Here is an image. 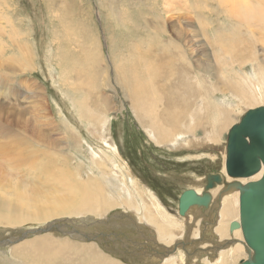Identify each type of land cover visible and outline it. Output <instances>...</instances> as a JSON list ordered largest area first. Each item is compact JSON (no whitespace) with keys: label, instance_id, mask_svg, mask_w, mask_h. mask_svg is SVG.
<instances>
[{"label":"rangeland","instance_id":"rangeland-1","mask_svg":"<svg viewBox=\"0 0 264 264\" xmlns=\"http://www.w3.org/2000/svg\"><path fill=\"white\" fill-rule=\"evenodd\" d=\"M255 2L248 0L251 5ZM225 13L216 0H0V179L5 177L0 180V204L11 201L14 189L26 191L30 187L38 195V188L64 194V198L74 193L77 201L87 188L95 201L107 197L115 205L101 215L74 213L15 226L0 224V240H4L18 237L29 225L64 218L93 217L107 223H97L89 229L95 230L93 236L80 239L48 233L0 247V264H73L82 258L99 264H109L110 260L112 264L115 260L118 264H162L160 254L136 253L142 242L153 252L167 250L159 244L157 224L152 227L142 220L143 206H149L154 198L167 215L165 224L176 230L175 239L166 235L168 247H174L176 240L188 243L175 253L179 264H191L195 258L198 264H208L206 260L216 259L215 252L206 254L208 251L202 252L200 247L216 240L213 228L217 225V231L224 226V235L228 232L217 240L232 239L228 228L239 220V206L233 219L222 221L217 209L222 186H218L211 192L216 202L211 210L193 208L190 216L183 218L178 215L179 198L187 190L204 191L206 176L225 166L231 128L247 111L264 106V27L253 40L243 23ZM12 33L13 39L8 35ZM182 35L187 37L186 45L179 39ZM226 35L234 37L222 40L224 47H238L232 54L245 52L243 62L222 54V60L215 59L216 51L221 50L214 41ZM175 71L195 89V101L186 98L185 85L178 88ZM236 83L254 88L260 100L246 107L235 97L239 89L223 92L235 88ZM143 85L147 101L141 98ZM179 96L185 99L179 100ZM174 102H180L174 112L182 125L170 128L181 139L175 138L180 140L178 144H158L156 134L140 117L162 115L166 110L163 106ZM204 108L230 114L228 126L215 135L212 131L218 118L210 113L200 119L199 110ZM196 120L202 126L190 131ZM127 195L136 203V210L140 208L138 214L130 207ZM69 197L73 199L68 203L74 205V196ZM102 230L106 236L100 233L94 239ZM107 232L116 234L113 236H118L120 243ZM198 237L193 244L190 239ZM242 241L244 245L243 236ZM91 253L93 259L88 256ZM247 258L245 251L235 264Z\"/></svg>","mask_w":264,"mask_h":264},{"label":"bare ground","instance_id":"bare-ground-1","mask_svg":"<svg viewBox=\"0 0 264 264\" xmlns=\"http://www.w3.org/2000/svg\"><path fill=\"white\" fill-rule=\"evenodd\" d=\"M218 2V4L225 10V14L226 15H230L231 17H234L235 20H239V22L243 23L244 25L242 26H245L246 30L249 31L253 37V40H256L259 32L262 30L261 28L264 27V5L262 4V0H255V4L254 5H251L248 3V0H216ZM198 2V1H197ZM206 2V1H205ZM168 5V3L166 4ZM171 6V5H170ZM169 7V6H168ZM169 11V10H168ZM173 11V10H172ZM123 15V14H122ZM228 15V16H229ZM229 16V17H230ZM244 20L245 22H242L241 21ZM233 20V21H235ZM236 20V21H237ZM238 22V23H239ZM240 23V24H241ZM202 26H205L202 25ZM22 27V26H21ZM241 27V26H240ZM2 28V27H1ZM0 28V29H1ZM242 28V27H241ZM241 28H238V30H240ZM4 29V28H3ZM2 29V30H3ZM10 29V28H9ZM12 29V28H11ZM20 29V28H19ZM155 29V28H154ZM14 30V29H13ZM17 30V29H16ZM235 30V29H234ZM242 30V29H241ZM5 31V30H3ZM11 31V30H9ZM210 31V30H209ZM2 32V31H1ZM7 32V31H6ZM13 32V31H11ZM239 32V31H237ZM31 33V32H30ZM183 33V32H182ZM210 33V32H209ZM230 33V32H229ZM228 33V34H229ZM233 32H231L230 34H232ZM246 33V32H245ZM161 34V33H159ZM2 35V34H0ZM10 37H12L13 39V33L12 34H8ZM15 35V34H14ZM20 35V34H19ZM18 34H16L14 37H18L19 36ZM220 35V34H219ZM235 35V34H234ZM227 36V35H226ZM225 36V37H226ZM178 37V36H177ZM234 36H227V38H224V39H215L216 41L215 42V45L216 46H219V50H221L220 52L216 51L217 54V57H215V59H220L222 60V57H220V55L222 54L223 56H229L230 59L232 58H237L239 59L240 58V63L243 62L244 59H246L247 57V54H245V52H240V53H244V54H232L233 51H235L238 47H232V46H226L224 47V43L222 42L225 41V40H229L230 38H232ZM216 38H219V37H216ZM221 38V37H220ZM259 38H261L259 36ZM17 40L19 38H16ZM22 39V38H21ZM180 41L184 43L185 41V45H186V39L187 37L185 38V36H180L179 37ZM11 40V39H10ZM20 40V39H19ZM14 41V40H12ZM251 41V40H250ZM20 42V41H19ZM157 42V41H156ZM213 42V43H214ZM14 44H16L17 42L14 41L13 42ZM23 43V42H22ZM209 43V42H208ZM211 43V42H210ZM180 44V43H179ZM24 45V43H23ZM27 45V44H26ZM21 46V45H20ZM28 46V45H27ZM214 47V46H213ZM252 47V46H251ZM179 48V47H178ZM216 48V47H215ZM243 49V48H242ZM244 50V49H243ZM252 50V49H251ZM27 53V52H25ZM182 53V52H181ZM29 54V53H28ZM201 54H204V53H201ZM199 54V55H201ZM25 55V54H24ZM227 57V58H229ZM190 59V58H189ZM37 60V59H36ZM179 60V59H177ZM182 61V60H181ZM180 61V62H181ZM189 61V60H188ZM147 62V61H146ZM27 63V62H26ZM185 63V62H184ZM207 63V62H206ZM264 63V61H263ZM29 66V63H27ZM172 64V63H171ZM205 64V63H204ZM186 65V64H184ZM207 65V64H206ZM177 66V65H176ZM208 66V65H207ZM25 67V66H24ZM221 67V66H220ZM26 68H29V67H26ZM25 68V69H26ZM185 68V67H184ZM24 69V71H25ZM195 69V68H194ZM208 69V68H207ZM204 68V70H207ZM256 69V68H255ZM35 70V69H34ZM202 70V68H201ZM203 70V71H204ZM153 71V70H152ZM184 71V70H183ZM189 71V70H188ZM264 70H262L263 72ZM154 72V71H153ZM187 72V71H186ZM191 72V71H190ZM209 72V71H207ZM257 72V71H256ZM31 73V72H30ZM151 73V72H150ZM169 73V72H168ZM174 73V72H173ZM180 73V72H179ZM189 73V72H188ZM197 73V72H196ZM261 73V72H260ZM175 74L177 75L176 78L178 79V83L180 84L178 88H180V86L183 84L187 87L186 89V92H188V97H186L187 99H191L193 101H195V99H193L195 96H196V91L195 89H193L192 87L188 86L189 82L187 79L185 78H180V76H178V74L176 73L175 71ZM252 75V74H251ZM254 75V74H253ZM258 75V73H257ZM261 75V74H260ZM260 75H258L259 79H261ZM129 76V75H128ZM169 76V75H168ZM172 76V75H171ZM264 76V74H262V77ZM247 77V76H246ZM167 78V77H165ZM165 78H162V79H165ZM252 78V77H251ZM154 79H156V76L154 77ZM174 79V77H173ZM192 79V78H191ZM233 79V78H232ZM238 79V78H237ZM240 79V77H239ZM249 79V78H248ZM263 79V82L264 83V78ZM168 80V79H167ZM256 80L253 79V81ZM153 81V80H152ZM173 81V80H172ZM171 81V82H172ZM205 81V80H204ZM261 81V80H260ZM194 82V81H193ZM250 82V81H249ZM252 82V81H251ZM250 82V83H251ZM255 82V81H254ZM255 83H258V82H255ZM261 83V84H262ZM159 84V83H157ZM175 84V83H174ZM220 84V83H219ZM222 84V83H221ZM245 84V83H244ZM260 84V85H261ZM162 85V84H160ZM217 85V84H216ZM229 85V84H228ZM238 83H236L235 88H225V90H223V92H226V91H231L233 92L235 89H239L237 91V93H235V97L236 99L238 100L237 102L242 104V106H249V105H254L257 103V101H259V97H257V94L259 93H256V90L254 88H246V86H241V87H238ZM251 85V84H250ZM224 86V85H223ZM258 86V85H257ZM213 87V86H212ZM219 87V86H218ZM262 87V85H261ZM165 88V87H164ZM177 88V89H178ZM264 88V87H263ZM217 89V88H216ZM140 91H141V98L144 100V101H147L148 100V91L145 89V86H141L140 87ZM169 91V90H167ZM164 92V91H163ZM189 92L191 94H189ZM260 92V90H259ZM264 93V92H263ZM165 94V93H164ZM168 94V93H166ZM199 94V93H198ZM202 95V94H201ZM151 96V95H150ZM153 96V95H152ZM198 96V95H197ZM233 96V95H232ZM39 97V96H37ZM164 97V96H163ZM161 97V98H163ZM23 98V97H22ZM160 98V99H161ZM177 98V97H176ZM179 100H184L185 99V96L184 97H178ZM168 99V98H167ZM8 100V99H7ZM10 100V99H9ZM130 100V99H129ZM177 100V99H176ZM261 100H263V94H262V97H261ZM156 104H158V102L156 100H154ZM223 101V100H222ZM236 101V100H235ZM222 103V102H221ZM138 104V103H137ZM177 104H180L177 103V102H174V103H170V104H165L163 107L164 109L166 108L165 110V113L162 112V115H158L156 117H152L151 116H143V117H140V119L142 120L141 122L146 126V128H148L150 130V132H154V134H156L154 136V138L157 140V143L158 144H164L165 142L167 144H172L173 145V142L175 141V138H180L181 136L180 135H175V134H172L171 131H173V128H170V127H175V125H177L178 123L181 124V122H179V118L177 116L178 113H175L174 110H176L177 108ZM184 104V103H183ZM208 104V103H207ZM139 105H142L140 104L139 102ZM137 105V106H139ZM145 105V104H144ZM163 105V104H162ZM185 105V104H184ZM209 105V104H208ZM224 105V104H223ZM181 106V105H180ZM196 106V105H195ZM202 106V104H201ZM240 105H237V107H239ZM158 107V106H157ZM221 107V106H219ZM236 107V108H237ZM137 108V107H136ZM138 110H140V108H138ZM182 111V110H181ZM184 112V111H183ZM228 112V111H227ZM187 113V112H186ZM211 113L210 116H217V122L213 128V131L216 135V132L220 133L222 129L226 128L228 126V122H229V119L231 118V115L230 114H225V112H221V113H218L216 110H209L208 108H204V109H201L199 110V114H200V119H204L206 118L209 114ZM153 114V113H152ZM156 115V114H155ZM179 115V114H178ZM13 116V115H12ZM11 116V117H12ZM185 118L186 116L188 115H183ZM244 116V115H243ZM242 116V117H243ZM17 117V116H16ZM197 117V116H196ZM210 117H208V120H209ZM193 120V119H192ZM195 120V119H194ZM193 122V121H192ZM203 122V121H202ZM99 123V122H98ZM191 124V122H190ZM206 124V122H205ZM204 124V125H205ZM182 125V124H181ZM203 125V126H204ZM167 126V127H166ZM202 125H200V121L198 122L196 120V122H194V125L191 124V126L188 128L190 131H198L200 129ZM180 128V127H179ZM184 129V128H183ZM187 129V130H188ZM175 131V129H174ZM230 132V131H229ZM175 133V132H174ZM211 133V132H210ZM199 134V132L197 133ZM212 134V133H211ZM192 135V134H191ZM229 135V134H228ZM150 136V135H149ZM152 136V135H151ZM184 136V135H183ZM182 136V137H183ZM190 136V135H189ZM181 139V138H180ZM220 139V138H219ZM207 140H211V136L209 135ZM180 140H176L174 143L175 144H178ZM204 141V140H203ZM214 141H212L211 143H213ZM186 144V143H185ZM218 144V143H217ZM227 144H228V140H227ZM203 145V143H202ZM201 145V146H202ZM215 145V144H214ZM116 149V148H115ZM226 150H227V145H226ZM58 151V150H57ZM116 151V150H115ZM226 155H227V151H226ZM53 158V157H52ZM52 160V159H51ZM45 161V160H44ZM42 162V161H40ZM226 162V161H225ZM52 165V164H51ZM107 165V164H106ZM42 166V165H41ZM51 167V166H50ZM118 167V166H117ZM223 171L225 172V166H223ZM116 168V167H115ZM48 169V168H47ZM54 169V168H53ZM62 170V169H61ZM63 171V170H62ZM62 173V172H61ZM89 173V172H88ZM226 175V174H225ZM263 175V171L261 173H259L258 175H256L255 177H253L252 179H246V180H233V179H229L227 180V185L225 186H222V188L220 189V196H218L220 198V203L219 205L217 206V209H220L221 210V213H220V218L222 221H228L230 219H233L235 217V213L234 211L236 210L237 206H239V196H240V191L238 190L239 189V186L242 185V186H245L247 184V182H250V181H256L258 179H260ZM54 176V175H53ZM52 178H55L53 177ZM133 177V176H132ZM5 178V177H3ZM2 178V180H3ZM67 177H65L66 179ZM69 178V177H68ZM81 178V177H80ZM119 178V177H118ZM62 179V178H61ZM60 179V180H61ZM64 179V178H63ZM92 179V178H91ZM94 179V178H93ZM194 179V178H193ZM1 180V179H0ZM1 180V181H2ZM6 180V179H5ZM55 180H59V178L57 179H54L53 181ZM67 180V179H66ZM63 181V180H62ZM61 181V184L63 185ZM68 181V180H67ZM67 181H63V182H67ZM127 182V181H126ZM236 182V183H234ZM18 183V182H17ZM56 184H58L59 182H55ZM70 182H68L69 184ZM128 183V182H127ZM133 183V182H132ZM136 183V182H135ZM200 183V182H199ZM5 185V183H3ZM2 184V185H3ZM64 184H67V183H64ZM137 184V183H136ZM134 184V185H136ZM60 186V183L58 184ZM85 185V184H83ZM199 185V184H198ZM68 187V185H66ZM71 186V184H70ZM124 186H126L124 184ZM5 187V186H4ZM26 187V186H25ZM24 187V188H25ZM65 187V186H64ZM17 188V187H16ZM30 188V187H29ZM28 188V189H29ZM31 188H33L31 186ZM79 188V187H78ZM27 189V190H28ZM57 189V188H56ZM70 189V188H68ZM74 189V188H73ZM80 189V188H79ZM125 189V188H124ZM123 189V190H124ZM21 191V190H17V189H14V191L11 189L10 191H13L12 192V196H11V201L10 202H6L5 205L2 206V203L0 204V224H8L10 226H15V225H18L19 223H21L22 221H36V220H40V221H46L48 219H52V218H55L57 216H62V215H73L74 213H78L79 215L81 214H84V213H89V214H95V215H101L102 213H104L106 210L114 207L115 205H111V200L110 198H105V199H102V200H99V201H95V198L93 195H91L89 193V190L86 188L85 190V193L84 195L79 199L80 201H82L80 204H78L76 199H75V194L74 193H71L70 191H66V192H70L73 196H74V199L77 201L74 205H71V203H68L69 200H72L69 196H72L71 194L67 195V197L69 199H67V197H63L65 196L64 194H60V193H52V192H41L40 189L38 188L39 190V195L35 192V191H30L31 189H29V191ZM35 190V189H34ZM54 190V189H53ZM58 190V189H57ZM67 190V189H66ZM71 190V189H70ZM122 190V189H121ZM225 190V191H224ZM203 191V190H202ZM54 192V191H53ZM125 192H128V191H125ZM198 193H200L198 190H197ZM239 192V193H238ZM202 193V192H201ZM218 193V192H217ZM41 194V195H40ZM110 195V194H108ZM107 196V195H106ZM130 199H129V205L130 207H133V209H135V211H137V214L138 212L140 211L139 209L136 210V206L133 201V199L127 195ZM134 196V195H133ZM134 198V197H133ZM136 198V197H135ZM215 198V197H214ZM6 199V198H5ZM109 200V202H108ZM9 201V200H8ZM5 202V201H3ZM75 202V201H74ZM128 202H126L125 205L128 204ZM159 200L154 198L153 202H150L149 203V206H147L146 204L143 206V209L145 211V215H144V218H142L144 224L145 222H147L149 225H153V224H157V227L159 228L158 229V242L160 245H162V247L164 249H167V251L165 252H159L158 250L154 249V252L153 254L156 255V254H160L162 257H158L160 260V262L162 264H179V261L176 259V254L177 251L179 250V246L182 245L183 247H185L186 245H188V243H186L183 239L182 240H176V243H175V246L172 247V248H169L168 247V240H166V235H171L174 239H175V233H176V230L175 228H173L172 226H169V225H166L165 224V220L167 217L166 214L162 213V207L159 205ZM216 203V202H215ZM215 203L212 205L214 206ZM211 206V207H212ZM165 207V206H164ZM163 207V208H164ZM193 208H198L196 206H193L190 208V210L188 211V213L193 209ZM216 208V207H214ZM141 209V210H143ZM112 209H110L111 211ZM202 210V209H201ZM211 210V208L209 209ZM203 211V210H202ZM167 212V211H166ZM193 212V211H192ZM191 212V213H192ZM199 212H201L199 210ZM220 212V211H219ZM132 213V212H131ZM216 213V212H215ZM237 214V213H236ZM141 215V214H140ZM171 215V214H170ZM188 215V214H187ZM186 215V216H187ZM185 216V217H186ZM190 216V215H188ZM200 216V215H199ZM215 216V215H214ZM166 217V218H165ZM192 217V216H191ZM60 218V217H59ZM63 218V217H62ZM119 218V217H118ZM158 218H161V220L159 222H156V220ZM184 218V217H183ZM189 218V217H188ZM238 218V217H237ZM236 218V219H237ZM179 220V218H177ZM130 220V219H129ZM208 220V219H207ZM54 221V220H53ZM121 221V220H120ZM235 221H239V220H235ZM96 224L98 222H101L100 220H95ZM115 222V221H114ZM118 222V221H117ZM195 222V221H194ZM104 222H102L103 224ZM137 223V222H135ZM185 223V222H184ZM197 223V222H196ZM220 223V222H219ZM95 224V225H96ZM105 224V223H104ZM134 224V223H133ZM168 224V223H167ZM188 224V223H187ZM199 224V223H198ZM107 225V224H106ZM127 225V224H125ZM143 225V224H142ZM215 225V224H214ZM220 225V224H219ZM115 226V225H114ZM131 226V225H130ZM145 226V225H144ZM144 226H141V227H144ZM148 226V225H147ZM207 226V225H206ZM146 227V226H145ZM153 227V226H152ZM213 227V226H212ZM224 227V226H223ZM223 227L222 229L218 230L217 231V228H218V225L215 226V229L213 228V233H216V240H213V241H209V245H202V247H200V250L203 252V251H208L206 252L209 253V252H215L214 254L216 259L212 260L213 261H207L208 264H235V262L244 257L245 255V251H247L246 248H244V245H243V241H242V236H241V233L242 231L239 229V230H236L233 234H231L233 237L232 239H219L217 240L218 237H223L224 235V230H223ZM230 227V226H229ZM19 228V227H18ZM221 228V227H220ZM91 229H94V228H91ZM105 229V228H104ZM206 229V228H205ZM207 229H208V226H207ZM212 229V228H211ZM229 229V228H228ZM214 230H216L214 232ZM94 231L95 230H92V231H86L85 234L88 235V236H93L94 234ZM210 231V230H209ZM179 233V231H178ZM228 232L225 233L226 236H228L227 234ZM230 233V232H229ZM180 234V233H179ZM195 234V233H194ZM224 235V236H225ZM40 236V235H39ZM86 236V237H88ZM154 236V235H153ZM78 237V236H77ZM145 237V236H144ZM191 237V236H189ZM195 237H197V235L195 234ZM72 238V237H70ZM215 238V237H214ZM75 239V238H73ZM80 239V238H79ZM198 239H200V237L198 238H192L190 239L191 242L194 244V243H197L198 242ZM85 240V239H84ZM211 240V239H210ZM110 241V240H109ZM141 241V240H139ZM151 243V242H150ZM170 243V242H169ZM139 244V243H138ZM142 244H146V243H143ZM43 245V244H42ZM17 246V245H16ZM135 246V245H134ZM139 246V245H138ZM195 246V245H194ZM233 246V247H232ZM159 247V246H158ZM182 247V248H183ZM232 247V248H231ZM246 247V246H245ZM138 248V247H136ZM140 248V247H139ZM36 249V248H34ZM32 249V250H34ZM21 251V249H19ZM79 250V248H78ZM81 251V250H80ZM86 251V250H84ZM200 251V252H201ZM32 252V251H31ZM19 253V251H18ZM77 253V252H76ZM87 253V252H86ZM90 253V252H89ZM88 253V254H89ZM248 253V252H247ZM34 254V253H33ZM195 254V253H194ZM151 255V254H150ZM78 256V255H77ZM88 256H91L92 259L94 257V254L91 253V255H88ZM143 258L142 259H147L145 258L146 255H141ZM83 257V256H82ZM194 257V255H193ZM205 257V256H204ZM81 258V256H80ZM96 258V257H95ZM199 260L201 257H198ZM209 258V257H207ZM87 259V258H86ZM196 261H197V258H195ZM70 262L72 259H69ZM85 259H81V260H75L73 262V264H78V263H81V264H99L97 261L93 260L92 262L90 263H86L84 261ZM110 260V259H109ZM186 260V259H185ZM185 260H183L182 262H185ZM38 261V260H37ZM111 263L109 264H112V260H110ZM116 261V260H115ZM113 262V264H118L117 262ZM195 260L193 261V263L191 264H198ZM205 261V262H206ZM192 262V261H191ZM210 262V263H209ZM101 263V262H100ZM46 264V263H44ZM66 264V263H65ZM199 264H201L199 262ZM239 264V263H238Z\"/></svg>","mask_w":264,"mask_h":264},{"label":"water","instance_id":"water-1","mask_svg":"<svg viewBox=\"0 0 264 264\" xmlns=\"http://www.w3.org/2000/svg\"><path fill=\"white\" fill-rule=\"evenodd\" d=\"M226 151L225 172L221 169L219 173L207 175L202 193L196 190L183 192L178 202V215L185 217L193 206L203 212L208 211L214 203L212 190L227 185L228 178L252 179L263 171L260 179L239 186V221L231 222L229 231L231 234L239 229L242 231L248 258L239 264H264V106L247 111L240 122L231 128ZM95 224L93 217H89L64 218L41 225H29L19 232L18 237L0 240V247H9L48 233L79 239L88 236L85 232L95 227Z\"/></svg>","mask_w":264,"mask_h":264},{"label":"flooded vegetation","instance_id":"flooded-vegetation-1","mask_svg":"<svg viewBox=\"0 0 264 264\" xmlns=\"http://www.w3.org/2000/svg\"><path fill=\"white\" fill-rule=\"evenodd\" d=\"M104 230H102V231H100L99 232V234H95L94 235V239H95V237H96V239H98V236L100 235V233H103L105 236H106V234L103 232ZM107 234L108 235H112V237H110L111 239H113V238H115V240L117 241V243H120L119 241H120V238L118 237V236H113V235H116V234H113V233H111V232H107ZM103 239H105V238H103ZM199 241V240H198ZM143 243H146V244H143V246L142 247H140L139 249H136V253H141V252H144V251H146V252H149V253H153V250H151L150 249V247H147V246H145V245H147V242H143ZM183 247V246H182ZM189 253V252H188Z\"/></svg>","mask_w":264,"mask_h":264}]
</instances>
